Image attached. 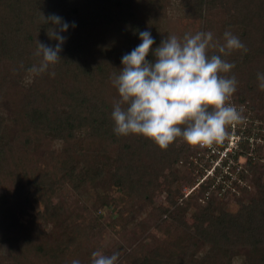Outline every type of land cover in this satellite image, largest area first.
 Here are the masks:
<instances>
[{
    "label": "trees",
    "instance_id": "obj_1",
    "mask_svg": "<svg viewBox=\"0 0 264 264\" xmlns=\"http://www.w3.org/2000/svg\"><path fill=\"white\" fill-rule=\"evenodd\" d=\"M181 4L186 14L180 23L192 28L185 33L210 30L222 40L230 30L240 37L248 51L225 56L235 62L229 75L238 80L231 100L249 101L254 112H264V89L257 80L264 72V0ZM168 5L169 0H0V186L5 190L0 243L9 248L0 264H71L74 258L90 264L88 252L101 248L110 232L114 246L108 255L118 252V264H264V185L247 201L237 199L235 210L209 213L203 207L187 222L192 198L206 181L185 199L167 168L185 159L189 144L177 138L160 148L141 135L113 131L111 111L119 94L111 76L122 67L121 57L140 43L139 31H151L153 47L173 34ZM51 13L76 26L64 33L62 59L22 87V76L39 63L38 40L55 44L43 19ZM248 158L254 163L257 157ZM244 186L238 184L233 193H249ZM89 188L94 197L87 205ZM166 190L167 198L155 205L159 191ZM143 206L151 212L136 217ZM41 222L50 229H39ZM152 227L162 236L153 235Z\"/></svg>",
    "mask_w": 264,
    "mask_h": 264
},
{
    "label": "clouds",
    "instance_id": "obj_2",
    "mask_svg": "<svg viewBox=\"0 0 264 264\" xmlns=\"http://www.w3.org/2000/svg\"><path fill=\"white\" fill-rule=\"evenodd\" d=\"M43 19L55 44L38 40L34 54L40 57L39 63L27 69L36 76L62 59L64 33L76 26L55 13L43 15ZM138 35L140 43L121 57L122 67L111 76L119 94L111 111L114 133L141 135L160 148H167L177 138L189 145L223 143L230 135L229 126L246 119L243 106L229 102L238 80L229 75L235 62L225 59L232 51H248L240 37L225 30L220 40L212 31L201 30L182 38L167 35L153 47L155 37L150 30ZM212 48L218 51L210 54ZM257 80L264 89V72L257 73ZM118 258V252L107 255L98 249L91 253L90 264H118ZM71 264L81 261L74 258Z\"/></svg>",
    "mask_w": 264,
    "mask_h": 264
},
{
    "label": "rangeland",
    "instance_id": "obj_3",
    "mask_svg": "<svg viewBox=\"0 0 264 264\" xmlns=\"http://www.w3.org/2000/svg\"><path fill=\"white\" fill-rule=\"evenodd\" d=\"M182 1L183 0H169V5L167 7L168 17L171 18L173 21L172 24L175 26L172 28V32L181 38L185 34V31L189 30L190 32L192 29L180 23L179 19L186 14V10L181 4ZM35 77L36 75L26 72L19 81L20 86L25 88L29 87ZM259 97L260 96H258V98ZM229 102L235 104L237 107L243 106V114L246 117L245 121L241 124L230 125V135L221 144H214L211 146L188 145V150L185 154L186 161L184 158H180L167 168V170L177 178V183H174L173 187L179 188L182 198L188 199L189 196L199 190V186H197L198 183L203 180L206 181L203 185V191L197 192L195 194L197 197L192 198L191 203H194V205L191 204V207L194 209L187 211L185 214V220L187 222H190L192 213L200 212L203 207H207L209 213L213 210L219 211L223 208L226 210H235L238 207L237 199L247 201L248 198L253 196L256 192L261 191V185H264V112L261 109H258V112H254L252 103L249 101L235 102L230 99ZM10 121L11 120L8 119V122ZM53 147L59 149V144L55 142ZM33 149L36 152L40 150L39 146L36 144L33 146ZM255 150H257V152H254ZM249 156L251 158L253 156L257 157L254 163L248 161ZM109 164L110 158H107L104 162V167L107 168ZM247 164L252 168L249 169ZM242 173L246 175L243 180H240L242 179L240 176ZM235 184L237 185L234 187ZM238 184L241 187L245 185L244 187L247 188L249 193L240 196L237 194L238 191L233 193L235 192V188L238 187ZM81 191L79 192L81 195L78 194L79 196H76L74 194L72 198L78 200L82 194H84V190L82 193ZM166 192L168 191H159L155 197V205L167 198ZM4 194L5 190L0 186V199ZM234 194L239 197L236 198ZM93 197L94 193L89 188L85 203L90 205ZM206 202L207 204H205ZM150 209V206L141 207L136 217L142 218L145 214L151 212ZM71 210L72 207L66 209L60 215L56 223L67 216ZM107 214H109V212L104 211V215L107 216ZM154 221L155 220H151V222H149V224H151L150 226L153 225ZM38 227L46 231L50 229L51 224L41 222ZM150 232L155 236H162L161 232L155 227L150 228ZM112 235L111 232L105 233L102 239L103 241L101 242L102 247L99 248L107 255L109 252L108 250L114 246L111 242ZM142 238L144 239L145 235L142 236ZM146 241H144V243L147 244ZM8 249V244L0 243V256L7 255ZM203 249L204 247L202 250ZM88 255L91 256V252H88ZM234 259H236L235 261L242 260L238 257Z\"/></svg>",
    "mask_w": 264,
    "mask_h": 264
}]
</instances>
